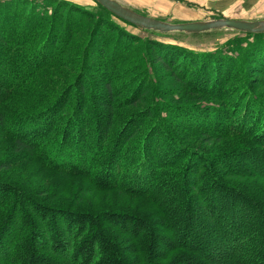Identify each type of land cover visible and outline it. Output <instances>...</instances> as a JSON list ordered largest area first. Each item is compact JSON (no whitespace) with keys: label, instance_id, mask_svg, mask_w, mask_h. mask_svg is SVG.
Listing matches in <instances>:
<instances>
[{"label":"trees","instance_id":"16d2710c","mask_svg":"<svg viewBox=\"0 0 264 264\" xmlns=\"http://www.w3.org/2000/svg\"><path fill=\"white\" fill-rule=\"evenodd\" d=\"M109 21L66 0H0V105L16 109L0 111V136L86 184L66 204L0 179V264H264V192L247 184L264 181V32H244L235 54ZM154 62L192 103L165 99L176 91ZM90 192H114L121 208H77Z\"/></svg>","mask_w":264,"mask_h":264},{"label":"rangeland","instance_id":"374dc122","mask_svg":"<svg viewBox=\"0 0 264 264\" xmlns=\"http://www.w3.org/2000/svg\"><path fill=\"white\" fill-rule=\"evenodd\" d=\"M70 3L79 5L88 9L95 15L102 16L109 19L111 24L123 28L129 33V36L145 37L162 40L168 43H175L195 51H208L216 48L230 49V51L237 53L238 48H244L246 43L252 37L246 36L244 32L237 31L230 28L213 29L199 33H183L179 31H170L162 34L151 33L142 29V27L133 26L125 23L116 17L109 16L104 13L95 0H66ZM121 4L135 10L136 12L151 16L167 22H185L194 20H207L214 18H232V19H246V20H261L264 19V0H117ZM109 23V24H110ZM87 21V25H90ZM86 29L75 32L68 45L70 51L62 54L61 61H74L73 57L77 54V48L81 49V39L85 38ZM76 40V41H75ZM77 40L79 43H77ZM75 58V57H74ZM155 67V75L159 77V85L167 87L170 92L176 91L174 95L167 94L165 99L179 101L180 103H192L191 96L186 94L185 87L174 80L171 73L162 70L158 62L153 63ZM69 67H62L61 69L52 70L53 75L62 77ZM260 75V74H259ZM257 75L255 81L258 92H264V78ZM264 75V74H261ZM263 82V84H261ZM263 94V93H262ZM264 95V94H263ZM12 103V102H11ZM11 104L8 106L0 105V111L5 107L15 112ZM127 108H122L121 111ZM127 111V110H126ZM214 153L215 149L208 147ZM16 159L12 162L10 168L2 167L6 161ZM62 174L53 171L44 170L42 166L36 162L28 161L24 158L23 153L15 151L13 140L0 136V179L7 183H14L22 188L30 189L32 194L45 196L46 198H53V202H60L70 204L80 197V193L86 188V184L81 177L63 178ZM252 188L260 186L264 192V181L249 180L247 182ZM89 190V189H88ZM86 192H88L86 190ZM113 201V202H112ZM119 198L115 196L114 192H90L85 202L78 205L77 208H87L88 205L92 210H98L104 207L107 203L118 206ZM141 203V200L135 201L127 200L123 202V208L131 209L133 204ZM148 209V207H144ZM119 210V209H118Z\"/></svg>","mask_w":264,"mask_h":264},{"label":"water","instance_id":"95a60500","mask_svg":"<svg viewBox=\"0 0 264 264\" xmlns=\"http://www.w3.org/2000/svg\"><path fill=\"white\" fill-rule=\"evenodd\" d=\"M114 15L142 28L160 32L179 31L185 33H199L213 29L230 28L242 32H264V19L246 20L232 18H214L185 22H167L151 16L143 15L121 4L117 0H96Z\"/></svg>","mask_w":264,"mask_h":264},{"label":"bare ground","instance_id":"6f19581e","mask_svg":"<svg viewBox=\"0 0 264 264\" xmlns=\"http://www.w3.org/2000/svg\"><path fill=\"white\" fill-rule=\"evenodd\" d=\"M136 10V9H135Z\"/></svg>","mask_w":264,"mask_h":264},{"label":"crops","instance_id":"0c3cea01","mask_svg":"<svg viewBox=\"0 0 264 264\" xmlns=\"http://www.w3.org/2000/svg\"><path fill=\"white\" fill-rule=\"evenodd\" d=\"M225 1V0H224Z\"/></svg>","mask_w":264,"mask_h":264}]
</instances>
